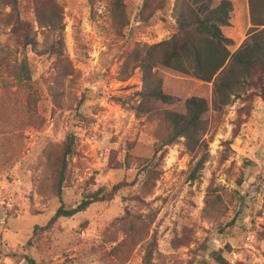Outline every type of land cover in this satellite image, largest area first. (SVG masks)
<instances>
[{
  "label": "rangeland",
  "instance_id": "obj_1",
  "mask_svg": "<svg viewBox=\"0 0 264 264\" xmlns=\"http://www.w3.org/2000/svg\"><path fill=\"white\" fill-rule=\"evenodd\" d=\"M230 1L222 30L234 52L251 24L248 0ZM174 3L0 0V43L12 50L0 68V264H219L216 254L264 264V90L216 111L212 83L159 66L177 101L138 109L139 53L175 32ZM37 8L58 11V27L40 24ZM19 23L35 44L20 45ZM24 57L31 87L15 80ZM192 96L209 102L204 145L162 147L163 112L185 113ZM98 190L111 199L35 229Z\"/></svg>",
  "mask_w": 264,
  "mask_h": 264
},
{
  "label": "trees",
  "instance_id": "obj_2",
  "mask_svg": "<svg viewBox=\"0 0 264 264\" xmlns=\"http://www.w3.org/2000/svg\"><path fill=\"white\" fill-rule=\"evenodd\" d=\"M248 7L251 27L247 38L238 49L231 52L229 46L233 41L226 37L222 30L229 25L233 9L230 0H221L216 6H212L210 0H175V32L159 43L142 46L139 53L140 59L136 65L142 72L143 90L139 93L142 101L138 109H150V100L168 104L177 101L174 96L163 91L162 80L158 74L159 66L212 83V105L216 111L230 105L233 99L239 98L248 90H264V0H248ZM36 12L40 24L58 27L57 22L61 17L58 11L51 10L44 14L41 8H37ZM19 27L24 33L20 45L28 47L35 44L36 41L30 38L25 30L26 25L19 23ZM60 43H63L62 37L59 38ZM11 55L12 50L0 43V68L2 61ZM15 80L18 85L31 87V70L25 57L18 66ZM185 106V113L163 112L168 133L162 140V147L172 145L181 139H184V145L189 151L204 145L208 131L204 115L209 110V102L205 98L192 96L186 99ZM74 141V135L70 134L64 143L59 187L64 181L66 159L74 153ZM204 163L205 158L201 157L194 167L191 178L195 177ZM120 188V184L116 185L112 194ZM110 199L111 194L98 190L85 196L75 206L65 207L61 204L44 226L36 225L35 229H49L61 217H73L85 212L95 203ZM215 260L219 264H229L221 254H216ZM28 261L29 264H37L32 259Z\"/></svg>",
  "mask_w": 264,
  "mask_h": 264
}]
</instances>
